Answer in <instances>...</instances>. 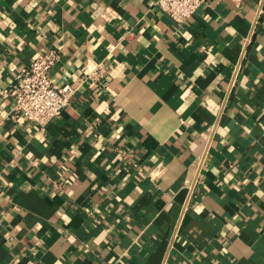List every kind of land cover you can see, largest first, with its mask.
I'll use <instances>...</instances> for the list:
<instances>
[{
  "label": "crops",
  "instance_id": "crops-1",
  "mask_svg": "<svg viewBox=\"0 0 264 264\" xmlns=\"http://www.w3.org/2000/svg\"><path fill=\"white\" fill-rule=\"evenodd\" d=\"M157 3L0 0V88L53 48L77 88L44 127L0 95V264H264V0Z\"/></svg>",
  "mask_w": 264,
  "mask_h": 264
},
{
  "label": "built area",
  "instance_id": "built-area-1",
  "mask_svg": "<svg viewBox=\"0 0 264 264\" xmlns=\"http://www.w3.org/2000/svg\"><path fill=\"white\" fill-rule=\"evenodd\" d=\"M207 0H158V6L175 21L183 23L190 19ZM61 58L58 48L33 58L29 65L23 67L16 75L15 81L0 88L2 97L13 101L12 116L23 118L38 125L45 126L52 119L59 117L70 104L76 86L67 82L60 84L54 81L52 70ZM239 65L236 67L231 87L237 80ZM99 87H105L110 80V72L101 63L88 76Z\"/></svg>",
  "mask_w": 264,
  "mask_h": 264
}]
</instances>
